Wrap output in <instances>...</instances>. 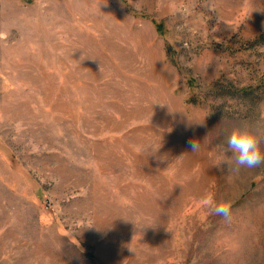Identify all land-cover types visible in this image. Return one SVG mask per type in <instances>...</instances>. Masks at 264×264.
<instances>
[{
    "label": "rangeland",
    "instance_id": "obj_1",
    "mask_svg": "<svg viewBox=\"0 0 264 264\" xmlns=\"http://www.w3.org/2000/svg\"><path fill=\"white\" fill-rule=\"evenodd\" d=\"M240 128L264 0H0V264H264Z\"/></svg>",
    "mask_w": 264,
    "mask_h": 264
},
{
    "label": "clouds",
    "instance_id": "obj_2",
    "mask_svg": "<svg viewBox=\"0 0 264 264\" xmlns=\"http://www.w3.org/2000/svg\"><path fill=\"white\" fill-rule=\"evenodd\" d=\"M226 144L227 150L234 154L237 166L252 168L264 162V149L261 148L256 136L247 129L233 130L226 138ZM197 146V142H193L192 150ZM215 212L227 217L229 208L226 205H218Z\"/></svg>",
    "mask_w": 264,
    "mask_h": 264
}]
</instances>
